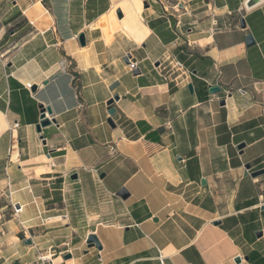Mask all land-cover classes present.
Masks as SVG:
<instances>
[{"label":"crops","instance_id":"0c3cea01","mask_svg":"<svg viewBox=\"0 0 264 264\" xmlns=\"http://www.w3.org/2000/svg\"><path fill=\"white\" fill-rule=\"evenodd\" d=\"M247 1L0 0V264H264V0Z\"/></svg>","mask_w":264,"mask_h":264},{"label":"water","instance_id":"95a60500","mask_svg":"<svg viewBox=\"0 0 264 264\" xmlns=\"http://www.w3.org/2000/svg\"><path fill=\"white\" fill-rule=\"evenodd\" d=\"M117 14H118L119 17H121V13H120V10H119V9L117 10ZM79 41H80L82 44H84V37H83V34H80V35H79ZM253 42H254V41H253V39H252V36H251V35H247V36H246V44H247V45H251ZM128 58H130V54H129V53L126 54V55H124L123 60L127 63V62H128ZM133 72H134L135 74H137V73H138V70H135V71H133ZM187 87H188V89H189L190 91L192 90V84H191V83H189V84L187 85ZM220 90H221L220 87H219V86H216V85H215V86H211V87H209V92H210V93H215V92H218V91H220ZM115 99H118V95H115L112 99H109L108 102H107V104H111ZM220 103L223 104V100H221ZM38 106L40 107V116H39V121H38V123L35 125V131L40 135V138H43V136L41 135V130H42V128L45 127V126H47L48 124H50V123H51L52 121H54V120L50 119V118L46 115V112H47V113H51V108H50V106H46V107H44L41 103H40ZM114 111H115V110H114L113 108H110V109H109V112H108V113L110 114V116L114 113ZM107 122H108V124H110L111 126H114L111 117H109V118L107 119ZM242 146H243V144L241 143V144L238 145V148H241ZM244 168H245L246 170H248V169L250 168V164H245ZM263 172H264V170L261 169V170L255 171V172H253V173H250V174H251V176H256V175L261 174V173H263ZM74 177H76V175H73V176H72V178H74ZM118 195H120L121 197L124 198V197L127 196V193H126L125 189H121V190L118 192ZM259 234H261V233H259ZM29 242H30L29 240L26 241V243H29ZM86 244H87L88 247L95 246L97 249H100V248H101V244H100V242H99L97 236H96L95 234H93V233H91V234H89V235L87 236ZM66 257H70V254H68ZM238 260H239V259L237 258V261H238Z\"/></svg>","mask_w":264,"mask_h":264},{"label":"built area","instance_id":"2783aa9c","mask_svg":"<svg viewBox=\"0 0 264 264\" xmlns=\"http://www.w3.org/2000/svg\"><path fill=\"white\" fill-rule=\"evenodd\" d=\"M127 65V68L128 70H130L131 72L135 71L138 69V61H136L135 59L133 58H128V62L126 63ZM174 66L177 67V68H180V67H183L182 63L178 60H174ZM188 73H190L189 71H187ZM25 87L30 90L31 88V84L30 83H27L25 85ZM11 206H12V210H13V214H16V213H19L21 211V207H15V205L13 203H11ZM21 224V223H20ZM22 225V224H21ZM40 262H43V259L40 258L39 259Z\"/></svg>","mask_w":264,"mask_h":264},{"label":"bare ground","instance_id":"6f19581e","mask_svg":"<svg viewBox=\"0 0 264 264\" xmlns=\"http://www.w3.org/2000/svg\"><path fill=\"white\" fill-rule=\"evenodd\" d=\"M259 0H248L247 1V5L248 4H253V3H256V2H258ZM117 3H115V5H116ZM113 6L111 9H110V11H109V13L107 14V15H104L103 17H102V19H101V21H103V22H108L109 21V18L110 17H114V15H115V10H116V6ZM116 13H117V11H116Z\"/></svg>","mask_w":264,"mask_h":264},{"label":"rangeland","instance_id":"374dc122","mask_svg":"<svg viewBox=\"0 0 264 264\" xmlns=\"http://www.w3.org/2000/svg\"><path fill=\"white\" fill-rule=\"evenodd\" d=\"M156 1L162 2L163 5L173 6L177 0H156ZM141 6H143V5H141ZM176 9H178V8L176 7ZM115 17L118 18V14L117 13H116ZM122 17H123V15L121 16V18ZM112 31H113V29H112ZM3 204H5V199L3 197H0V205H3Z\"/></svg>","mask_w":264,"mask_h":264}]
</instances>
